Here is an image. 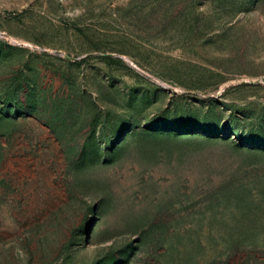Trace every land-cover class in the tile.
I'll use <instances>...</instances> for the list:
<instances>
[{
	"label": "rangeland",
	"instance_id": "obj_1",
	"mask_svg": "<svg viewBox=\"0 0 264 264\" xmlns=\"http://www.w3.org/2000/svg\"><path fill=\"white\" fill-rule=\"evenodd\" d=\"M0 264H264V0H0Z\"/></svg>",
	"mask_w": 264,
	"mask_h": 264
}]
</instances>
